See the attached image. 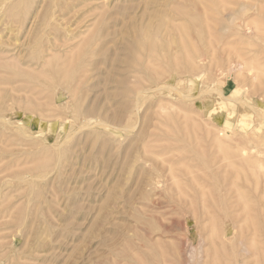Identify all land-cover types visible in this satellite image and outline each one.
Returning <instances> with one entry per match:
<instances>
[{"label":"rangeland","instance_id":"374dc122","mask_svg":"<svg viewBox=\"0 0 264 264\" xmlns=\"http://www.w3.org/2000/svg\"><path fill=\"white\" fill-rule=\"evenodd\" d=\"M0 264H264V0H0Z\"/></svg>","mask_w":264,"mask_h":264},{"label":"bare ground","instance_id":"6f19581e","mask_svg":"<svg viewBox=\"0 0 264 264\" xmlns=\"http://www.w3.org/2000/svg\"><path fill=\"white\" fill-rule=\"evenodd\" d=\"M204 1H205V0H204ZM210 2H211V1H210ZM208 3H209V2H208ZM177 9H178V7H177ZM181 9L183 10V8H181ZM178 10H179V9H178ZM184 10H185V9H184ZM176 11H177V10H176ZM183 12H185V11H183ZM177 13H178V11H177ZM181 13H182V12H181ZM183 14H184V13H183ZM213 14H215V13H213ZM179 15H180V14H179ZM187 16H188V15H187ZM190 18H191V17H189V18H187V19H190ZM203 19H204V18H203ZM201 21H202V20H201ZM203 21H204V20H203ZM166 22H167V21H166ZM189 22H191V20H190ZM177 23H178V22H177ZM209 24H210V22H209ZM217 24H218V23H217ZM202 25H204V24H202ZM181 26H182V25H181ZM183 26H184V25H183ZM185 26H187V25H185ZM196 27H197V26H196ZM194 28H195V27H194ZM194 28H193V29H194ZM211 28H212V27H211ZM184 29H185V28H184ZM184 29H183V30H184ZM195 29H196V28H195ZM176 30H177V29H176ZM181 30H182V29H181ZM186 30H188V29H186ZM197 31H198V30H197ZM184 32H185V31H184ZM212 32H213V30H212ZM181 33H182V32H181ZM186 33H187V31L185 32V35H186ZM199 33H200V32H199ZM209 33H211V32L209 31ZM188 34H189V33H188ZM188 34H187V35H188ZM212 34H213V33H211V36H212ZM219 35H220V34H219ZM235 35H236V34H235ZM167 36H168V35H167ZM221 36H222V35H221ZM236 36H237V35H236ZM213 37H214V36H213ZM218 37H219V36H218ZM179 38H180V36H179ZM188 38H189V37H188ZM150 39H151V38H150ZM170 39H172V38L170 37ZM180 39H181L180 41H182V38H180ZM220 39H221V38H220ZM187 40H190V39H187ZM183 41H184V40H183ZM185 41H186V40H185ZM185 41H184V42H185ZM151 42H152V44H153V41H151ZM188 42H189V41H188ZM241 42H242V41H241ZM149 43H150V42H149ZM179 43H180V42H179ZM198 43H199V42H198ZM184 44H185V43H184ZM188 44H190V43H188ZM238 44H239V43H238ZM150 45H151V44H150ZM179 45H180V44H179ZM191 45H193V44H191ZM191 45H190V46H191ZM193 46L195 47V44H194ZM193 46L190 47V48L192 49V51H193ZM209 46H210V45H209ZM166 47H167V46H166ZM180 47H181V46H180ZM212 47H213V46H212ZM240 47H241V46H240ZM240 47H239V49H240ZM181 48H182V47H181ZM183 48H184V46H183ZM210 48H211V47H210ZM234 48H235V47H234ZM155 49H156V48H155ZM163 49H164V48H163ZM223 49H224V48H223ZM239 49H237V50H239ZM153 50H154V49H153ZM185 50H186V48H185ZM185 50H184V51H185ZM233 50H234V49H233ZM164 51H165V50H164ZM164 51H163V53H164ZM189 51H190V50H189ZM229 51H230V50H229ZM250 51H251V50H250ZM159 52H161V51H159ZM154 53L156 54L155 51H154ZM177 53H178V52H177ZM182 53H183V52H182ZM258 53H259V52H258ZM178 54H179V53H178ZM246 54H247V53H246ZM253 54H254V53H253ZM162 55H163V54H161V56H162ZM255 55H257V54H255ZM240 56H241V55H240ZM154 57H155V56H154ZM162 57H163V56H162ZM171 57H172V56H171ZM186 57H187V56H186ZM188 57H189V56H188ZM191 57H193V56H191ZM226 57H227V56H226ZM226 57H225V58H226ZM236 57H237V56H236ZM183 59H184V57H183ZM192 59H193V58H192ZM192 59L190 58V59H188V60H192ZM172 60H173V59H172ZM259 60H260V58H259ZM259 60H258V61H259ZM174 61H175V59H174ZM189 63H190V62H189ZM191 63H192V62H191ZM191 63H190V64H191ZM196 63H198V62H196ZM219 63H220V62H219ZM226 63H227V61H226ZM228 64H229V63H228ZM252 65L254 66V63H253ZM248 66H249V65H248ZM250 66H251V65H250ZM193 67H194V65H193ZM261 69H263V68H261ZM154 70H155V69H154ZM226 70H227V69H226ZM228 70H229V69H228ZM258 72H259V71H258ZM258 72H257V73H258ZM260 74H261V73H260ZM260 74H259V75H260ZM255 75H256V74H255ZM262 75H263V74H262ZM262 75H261V76H262ZM159 76H160V75H159ZM256 79H257V78H256ZM170 118H171V117H170ZM186 132H187V131H186ZM186 135H187V134H186ZM186 137H187V136H186ZM227 137H228V136H227ZM217 143H218V141H217ZM221 144H222V143H221ZM237 146H238V145H237ZM220 147H221V146L219 145V149H221ZM238 147H239V146H238ZM241 148H243V147H241ZM244 149H245V148H244ZM182 150H183V149H182ZM237 151H238V150H237ZM221 154H222V153H221ZM228 154H229V153H228ZM249 154H250V153H249ZM243 156H244V155H243ZM249 159H250V158H249ZM225 160H226V159H225ZM227 161H228V160H227ZM229 162H230V160L228 161V163H229ZM228 165H229V164H228ZM227 167H228V166H227ZM235 177H236V176H235ZM232 178H233V177H232ZM246 180H247V179H246ZM257 183H258V182H257ZM242 191H243V190H242ZM239 196H240V195H239Z\"/></svg>","mask_w":264,"mask_h":264}]
</instances>
